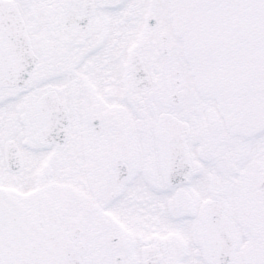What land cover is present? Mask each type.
<instances>
[{"label":"snow or ice","instance_id":"1","mask_svg":"<svg viewBox=\"0 0 264 264\" xmlns=\"http://www.w3.org/2000/svg\"><path fill=\"white\" fill-rule=\"evenodd\" d=\"M0 264H264V0H0Z\"/></svg>","mask_w":264,"mask_h":264}]
</instances>
